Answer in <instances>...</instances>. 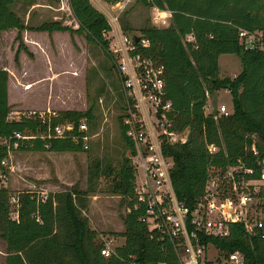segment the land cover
Instances as JSON below:
<instances>
[{
  "label": "trees",
  "instance_id": "trees-1",
  "mask_svg": "<svg viewBox=\"0 0 264 264\" xmlns=\"http://www.w3.org/2000/svg\"><path fill=\"white\" fill-rule=\"evenodd\" d=\"M115 4L120 0H102ZM147 7L170 12V24L157 27L145 24L140 33L150 42L145 50L165 68V98L171 101L172 129H190L189 143L164 144L162 153L171 157L170 178L177 199L192 208L204 191L207 167H226L245 158V139L257 133V147L264 155V49H248L240 43V29L264 32V0H137ZM78 27L71 28L59 20L44 21L36 26L25 23L13 9L16 3L32 5L34 0H0V32L16 30L18 46L14 55L32 53L23 41L22 32H68L84 35L87 42L101 47L111 58L106 34L111 25L106 15L90 0H67ZM123 32L132 29L121 22ZM187 35L192 39L188 40ZM234 54L240 60L241 71L234 77H220L219 56ZM8 70L0 68V161L12 151L82 152L81 139L70 137H35L19 139L15 133L34 135L47 131V124L36 115L9 119ZM32 84L25 86L30 88ZM224 88L231 95L228 115L214 119L216 113L205 114L207 97ZM96 120L92 107L81 110H61L50 118V126L71 123L73 132L80 121ZM120 132L126 150L135 154V147L126 135V126L119 118ZM207 144L218 151L210 153ZM248 160H252L246 155ZM99 165L90 178L101 174L111 178L109 191L120 195L126 206L122 216L124 230L112 233L124 238L115 254L104 257L98 233L90 227L86 212L89 196L96 191L92 182L86 190L70 187L48 192L46 198L31 191L17 193V219L11 217L10 193L0 187V240L5 242L4 264H179L172 242L149 232L142 217L145 206L134 192L135 169L130 157L124 156L118 169ZM101 169V168H100ZM94 180V181H95ZM138 203V204H137ZM264 209V208H263ZM222 253L239 251L245 264H264V238L248 234L243 224L231 222L225 237L203 236Z\"/></svg>",
  "mask_w": 264,
  "mask_h": 264
},
{
  "label": "rangeland",
  "instance_id": "rangeland-1",
  "mask_svg": "<svg viewBox=\"0 0 264 264\" xmlns=\"http://www.w3.org/2000/svg\"><path fill=\"white\" fill-rule=\"evenodd\" d=\"M90 1L104 11L108 20V15L112 14L117 16L120 27L124 21L132 29L127 35L139 33L147 23L157 27L170 24L167 13L159 15L157 8L147 7L137 0L121 11L107 3L99 5L95 0ZM13 9L32 26L59 20L71 28L78 27L67 0H34L32 5L16 3ZM15 35L16 30L0 32V68L9 73V119L17 120L29 112L84 111L92 107L96 120L88 123L82 119L87 125L85 151H12L6 163H0V187L9 190L11 217L16 210L12 198L20 191L42 196L70 187L86 190L94 182L96 191L89 196L86 212L90 227L98 233L99 241L109 236L116 238L115 244L122 245L124 238L112 233L124 230L122 216L126 206L120 195L109 191L110 177L101 174L96 180L90 178L96 164L99 171L106 166L116 170L124 156L131 157L120 132L119 118L124 115L125 102L113 60L101 47L87 42L82 34L57 32L55 37H50L45 32L24 31L23 41L32 57L21 51L15 63L18 46ZM219 67L220 77H233L241 71L240 60L234 54L220 55ZM28 84L32 86L26 89ZM220 105L228 110L232 108L231 95L224 88L207 97L204 112L217 113ZM209 255H214L212 249Z\"/></svg>",
  "mask_w": 264,
  "mask_h": 264
},
{
  "label": "built area",
  "instance_id": "built-area-1",
  "mask_svg": "<svg viewBox=\"0 0 264 264\" xmlns=\"http://www.w3.org/2000/svg\"><path fill=\"white\" fill-rule=\"evenodd\" d=\"M132 1L120 0L110 5L121 11ZM166 13L170 16V12ZM158 14H162L159 9ZM108 17L111 31L106 38H112L109 51L125 102L122 124L135 147V154L130 157L135 169L134 192L138 203L145 206L142 221L149 232H156L172 242L179 264H245L241 252L222 253L210 242L201 240L200 235L225 237L229 234V224L237 222L243 224L248 234L264 238V155L257 147L258 134L245 136L249 140L244 147L245 154L252 160L245 155L224 168L209 165L203 194L191 209L185 206L173 190L170 178L173 160L162 153L164 144L183 143L185 132L172 129L171 101L165 98L164 65L144 53L150 47L147 38L140 32L127 35L119 26L117 16L109 14ZM238 36L245 48L264 49V32L240 29ZM187 39L191 40V35H187ZM229 113L226 106L220 105L213 117ZM33 115L47 124V131L34 135L15 133L16 138L70 137L74 141L81 139L87 147L86 122L80 121L74 134L71 123L50 126V118L55 117L56 112H29L24 116ZM207 149L210 153L218 151L214 144H207ZM0 163H6V159ZM41 197L46 198L47 193ZM12 202L16 205L17 219V198H12ZM100 242V253L104 257L115 254L116 247L121 245L115 244L116 238L109 236L101 238ZM211 249L213 256L209 255Z\"/></svg>",
  "mask_w": 264,
  "mask_h": 264
},
{
  "label": "crops",
  "instance_id": "crops-1",
  "mask_svg": "<svg viewBox=\"0 0 264 264\" xmlns=\"http://www.w3.org/2000/svg\"><path fill=\"white\" fill-rule=\"evenodd\" d=\"M99 5H101V2H103V3H105L104 1H102V0H95ZM97 8V7H96ZM46 33V32H45ZM57 32H53V33H51L50 35L48 34V33H46L48 36H50V37H55V34H56ZM22 34H23V32H22ZM16 36V35H15ZM22 37H23V35H22ZM220 57V56H219ZM234 77V76H233ZM10 105V104H9ZM14 212H16V211H14ZM12 218L13 219H16L15 218V215L14 216H12ZM0 247H1V249H0V258L2 259V263L0 262V264H4V259H5V242H3L2 240H0Z\"/></svg>",
  "mask_w": 264,
  "mask_h": 264
},
{
  "label": "water",
  "instance_id": "water-1",
  "mask_svg": "<svg viewBox=\"0 0 264 264\" xmlns=\"http://www.w3.org/2000/svg\"><path fill=\"white\" fill-rule=\"evenodd\" d=\"M137 39V38H136ZM192 138V132L190 129H186L184 132V141L183 143H189Z\"/></svg>",
  "mask_w": 264,
  "mask_h": 264
},
{
  "label": "bare ground",
  "instance_id": "bare-ground-1",
  "mask_svg": "<svg viewBox=\"0 0 264 264\" xmlns=\"http://www.w3.org/2000/svg\"><path fill=\"white\" fill-rule=\"evenodd\" d=\"M162 14L166 15V12L162 11Z\"/></svg>",
  "mask_w": 264,
  "mask_h": 264
}]
</instances>
